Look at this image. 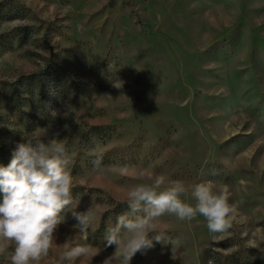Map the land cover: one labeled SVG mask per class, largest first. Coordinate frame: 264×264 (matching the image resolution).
<instances>
[{
	"label": "rangeland",
	"instance_id": "374dc122",
	"mask_svg": "<svg viewBox=\"0 0 264 264\" xmlns=\"http://www.w3.org/2000/svg\"><path fill=\"white\" fill-rule=\"evenodd\" d=\"M0 131L72 159V203L29 264H102L128 190L155 177L193 205L196 183L227 189L239 222L214 234L166 213L130 264H264V0H0ZM89 208L85 239L73 213ZM156 232L180 240L173 259ZM76 244L91 251L63 262ZM14 247L0 241V264Z\"/></svg>",
	"mask_w": 264,
	"mask_h": 264
},
{
	"label": "clouds",
	"instance_id": "9594fccd",
	"mask_svg": "<svg viewBox=\"0 0 264 264\" xmlns=\"http://www.w3.org/2000/svg\"><path fill=\"white\" fill-rule=\"evenodd\" d=\"M94 152H99L97 146ZM102 153L93 160L94 168L102 165ZM72 159L63 141L55 138L44 141L26 140L16 145L7 165L0 164V241H14L11 264H29L46 256L52 247L54 233L63 222L62 212L72 203ZM121 175L131 166L117 165ZM152 179V177H150ZM164 185L163 177H155L152 183H138L127 192L129 212L119 215L114 224L105 230L106 247L115 246L114 252L102 264H130L142 249L151 248L154 230L151 224L164 214L178 220L191 221L198 214L207 221L211 233L228 232L239 222L236 207L230 203L227 189L217 190L211 181L192 186L194 205L180 197L186 193L181 181ZM75 226L83 238H87L93 223L94 210L74 212ZM157 242L171 244L172 259L180 244L178 238L164 233L154 235ZM65 247H68L65 245ZM91 245L76 244L63 253L62 260L71 261L87 255ZM97 253H94L95 256ZM213 264V261H209Z\"/></svg>",
	"mask_w": 264,
	"mask_h": 264
},
{
	"label": "trees",
	"instance_id": "16d2710c",
	"mask_svg": "<svg viewBox=\"0 0 264 264\" xmlns=\"http://www.w3.org/2000/svg\"><path fill=\"white\" fill-rule=\"evenodd\" d=\"M14 142L15 140L11 136L4 138L3 133L0 131V164L7 165L10 162Z\"/></svg>",
	"mask_w": 264,
	"mask_h": 264
}]
</instances>
